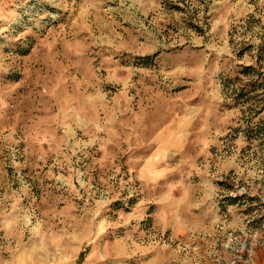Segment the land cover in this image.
I'll return each instance as SVG.
<instances>
[{
	"label": "rangeland",
	"instance_id": "rangeland-1",
	"mask_svg": "<svg viewBox=\"0 0 264 264\" xmlns=\"http://www.w3.org/2000/svg\"><path fill=\"white\" fill-rule=\"evenodd\" d=\"M0 264H264V0H0Z\"/></svg>",
	"mask_w": 264,
	"mask_h": 264
}]
</instances>
